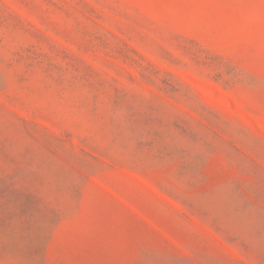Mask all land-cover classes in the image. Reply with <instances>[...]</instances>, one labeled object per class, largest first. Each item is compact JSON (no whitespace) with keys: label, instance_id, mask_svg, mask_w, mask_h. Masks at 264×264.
Here are the masks:
<instances>
[{"label":"rangeland","instance_id":"obj_1","mask_svg":"<svg viewBox=\"0 0 264 264\" xmlns=\"http://www.w3.org/2000/svg\"><path fill=\"white\" fill-rule=\"evenodd\" d=\"M0 264H264V0H0Z\"/></svg>","mask_w":264,"mask_h":264}]
</instances>
